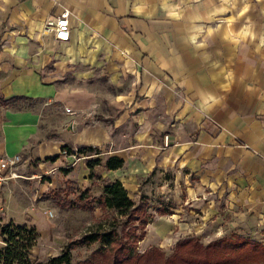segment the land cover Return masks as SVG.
Segmentation results:
<instances>
[{
    "label": "crops",
    "instance_id": "obj_1",
    "mask_svg": "<svg viewBox=\"0 0 264 264\" xmlns=\"http://www.w3.org/2000/svg\"><path fill=\"white\" fill-rule=\"evenodd\" d=\"M63 9L70 36L56 41L43 25ZM12 98L60 110L40 125ZM0 99V156L25 154L18 168L34 159L32 175L69 169L79 191L98 195L107 177L148 206L170 201L142 239L242 232L264 243L252 235L264 230V0H0ZM109 156L123 166L105 169ZM31 214L58 253L66 237ZM37 242L31 252L46 256Z\"/></svg>",
    "mask_w": 264,
    "mask_h": 264
},
{
    "label": "trees",
    "instance_id": "obj_2",
    "mask_svg": "<svg viewBox=\"0 0 264 264\" xmlns=\"http://www.w3.org/2000/svg\"><path fill=\"white\" fill-rule=\"evenodd\" d=\"M62 149L71 152L68 146ZM90 152L98 154L99 150L86 146L78 147L75 153L80 156ZM86 164L92 169L100 164V159L91 158ZM123 164L122 158L109 156L103 166L113 170L121 168ZM101 180L100 194L91 195L85 189L79 191L77 200H67L66 203L70 208L90 210L98 206L103 212H114L106 227L101 223L64 244L58 253L39 257L31 252L39 236L34 225L2 222L0 237L5 243H0V264H250L264 261V243L242 232H233L207 242H201L194 234H190L179 238L168 250L154 245L136 253V243L144 236L146 223L150 221L148 202L136 195L130 197L118 180L107 177ZM165 211L162 209L160 213ZM104 214L102 217H107ZM137 228H140V233L134 235ZM92 242L98 245L89 256L74 263L71 252L73 244L89 245Z\"/></svg>",
    "mask_w": 264,
    "mask_h": 264
},
{
    "label": "rangeland",
    "instance_id": "obj_3",
    "mask_svg": "<svg viewBox=\"0 0 264 264\" xmlns=\"http://www.w3.org/2000/svg\"><path fill=\"white\" fill-rule=\"evenodd\" d=\"M11 105L14 110L31 109L33 111L39 112L42 116L40 125H43L42 121L44 120V116L53 114L60 110V108H58L55 104H44L43 100L30 98L16 99V101L11 103ZM56 116L57 114L52 115L51 120L54 121ZM47 119H49V117ZM47 122L50 121L47 120ZM50 123L52 124V121ZM17 154L22 156L23 153ZM23 155L24 156H22V158H25L26 155ZM22 166L18 168L19 177L14 180H9L3 184L4 188L6 187V184H11V188H5L2 196L0 194L2 222L30 224L29 222L32 215L31 212H36V214L40 216L45 214L49 218V222L55 224L56 227L54 230L58 232V230H56V228H58L60 232L66 237L67 243L72 239H76L85 231L95 228L97 225L103 224V227H106L108 223L107 221L112 219L114 212L110 210L103 212L98 206H94L93 209L90 210H83L78 207H68L66 203L67 200H77L79 195V188L76 186L72 175L66 173L68 171L60 174L57 169V171H54L51 174L44 172V174L34 176L32 174L39 172L38 163L36 160L34 161V159H29L26 165H24V167ZM157 197H153L152 200L149 198L147 212L150 222L146 223L145 232H151L152 228L154 227L153 222L157 220L159 216L158 214L162 208L168 209L171 207V205L168 204L170 201L165 200L162 196L159 198ZM95 207H98L100 212L102 214L105 213L104 216L107 217H102L101 214L97 219V222H93V220L95 221L93 215ZM49 212H51L50 216L48 214ZM117 228L119 229V226H117ZM135 231L136 233L133 234L137 235L138 232L140 233V228H137ZM252 235L254 237H264V230H258ZM48 236L49 235L47 233V236L43 235V237L37 240L38 242L36 241L39 245L40 249L38 250L41 255L54 254V252H56L58 249V243L56 241L49 240ZM142 238L136 243V253H141L144 249L154 245L168 250L169 247L174 244V241L166 243L165 241L158 240L157 238L153 239L150 236L145 239ZM154 242H156V244ZM64 244L62 246H64ZM97 245V242H92L89 245L73 244L71 248L72 261L75 263L79 259L88 257L91 250ZM250 264H264V261L252 262Z\"/></svg>",
    "mask_w": 264,
    "mask_h": 264
},
{
    "label": "built area",
    "instance_id": "obj_4",
    "mask_svg": "<svg viewBox=\"0 0 264 264\" xmlns=\"http://www.w3.org/2000/svg\"><path fill=\"white\" fill-rule=\"evenodd\" d=\"M69 10L63 9L62 12L48 20L45 21L43 25V34L51 35L52 38L56 41H66L70 36V29H69ZM66 112H70V108H65ZM164 146H168L169 138L168 135H164ZM77 149H72L71 152H68L67 149H62L61 154L63 155H72L74 157H78L75 153ZM88 156L90 153H88ZM87 155V153H86ZM22 162V156L19 154H14L12 156L1 155L0 156V188L5 184L7 181L16 179L19 177L17 173V168ZM1 214H2V207L0 204V223L1 221ZM49 216L51 212L48 213ZM0 243H5L4 240L0 237Z\"/></svg>",
    "mask_w": 264,
    "mask_h": 264
}]
</instances>
